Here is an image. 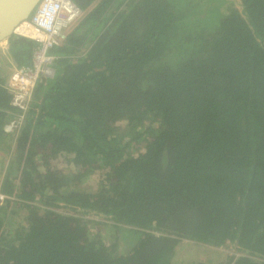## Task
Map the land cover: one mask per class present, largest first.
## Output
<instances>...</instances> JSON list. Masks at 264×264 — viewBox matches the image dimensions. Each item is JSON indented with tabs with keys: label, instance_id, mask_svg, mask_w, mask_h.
I'll return each mask as SVG.
<instances>
[{
	"label": "trees",
	"instance_id": "16d2710c",
	"mask_svg": "<svg viewBox=\"0 0 264 264\" xmlns=\"http://www.w3.org/2000/svg\"><path fill=\"white\" fill-rule=\"evenodd\" d=\"M70 1L18 134L7 82L36 45L0 49V264H264V0L213 30V0Z\"/></svg>",
	"mask_w": 264,
	"mask_h": 264
},
{
	"label": "built area",
	"instance_id": "2783aa9c",
	"mask_svg": "<svg viewBox=\"0 0 264 264\" xmlns=\"http://www.w3.org/2000/svg\"><path fill=\"white\" fill-rule=\"evenodd\" d=\"M83 16L84 12L70 0H41L32 16L15 29L13 36L33 41L36 49L31 65L14 68L8 79L6 88L12 94L11 106L16 113L5 125L6 133H19L38 83L43 78L55 77V58L50 52L64 43L67 32ZM0 48L6 50L4 46ZM7 199L11 198L0 193V205Z\"/></svg>",
	"mask_w": 264,
	"mask_h": 264
},
{
	"label": "rangeland",
	"instance_id": "374dc122",
	"mask_svg": "<svg viewBox=\"0 0 264 264\" xmlns=\"http://www.w3.org/2000/svg\"><path fill=\"white\" fill-rule=\"evenodd\" d=\"M210 0H203L201 3L207 4ZM232 3H237V0H230ZM226 1L222 0H213V3L220 5L218 7L219 12H211V14L206 19V27H210L212 30L215 29L220 22V20L226 15V12L228 11V8L224 7V4ZM220 13V14H219ZM2 46L5 47L3 44ZM6 48V47H5ZM1 181V180H0ZM97 182L98 177H89L87 180H85L84 186L87 189L95 190L97 188ZM110 230L101 231V233L104 235L105 238H108ZM109 240V239H107ZM123 247V245H122ZM231 251L228 249H217L213 250L212 248H202L199 245H188L184 246L181 250L178 256L174 259V261L177 260V262H180V264H199V263H209V264H219L223 263L227 257V255Z\"/></svg>",
	"mask_w": 264,
	"mask_h": 264
},
{
	"label": "water",
	"instance_id": "95a60500",
	"mask_svg": "<svg viewBox=\"0 0 264 264\" xmlns=\"http://www.w3.org/2000/svg\"><path fill=\"white\" fill-rule=\"evenodd\" d=\"M41 0H0V46L13 37L15 29L28 20Z\"/></svg>",
	"mask_w": 264,
	"mask_h": 264
},
{
	"label": "bare ground",
	"instance_id": "6f19581e",
	"mask_svg": "<svg viewBox=\"0 0 264 264\" xmlns=\"http://www.w3.org/2000/svg\"><path fill=\"white\" fill-rule=\"evenodd\" d=\"M5 43H7V42H4L3 44L5 45ZM2 46V45H1ZM7 48V47H6ZM1 49V48H0Z\"/></svg>",
	"mask_w": 264,
	"mask_h": 264
},
{
	"label": "flooded vegetation",
	"instance_id": "af4514ba",
	"mask_svg": "<svg viewBox=\"0 0 264 264\" xmlns=\"http://www.w3.org/2000/svg\"><path fill=\"white\" fill-rule=\"evenodd\" d=\"M5 47H6V43H5Z\"/></svg>",
	"mask_w": 264,
	"mask_h": 264
}]
</instances>
